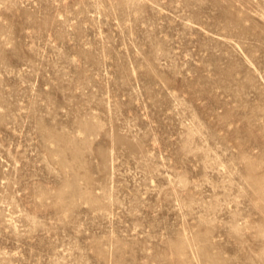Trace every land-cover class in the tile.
I'll return each mask as SVG.
<instances>
[{
	"label": "rangeland",
	"instance_id": "374dc122",
	"mask_svg": "<svg viewBox=\"0 0 264 264\" xmlns=\"http://www.w3.org/2000/svg\"><path fill=\"white\" fill-rule=\"evenodd\" d=\"M0 264H264V0H0Z\"/></svg>",
	"mask_w": 264,
	"mask_h": 264
}]
</instances>
